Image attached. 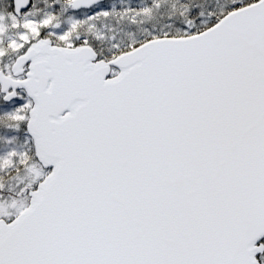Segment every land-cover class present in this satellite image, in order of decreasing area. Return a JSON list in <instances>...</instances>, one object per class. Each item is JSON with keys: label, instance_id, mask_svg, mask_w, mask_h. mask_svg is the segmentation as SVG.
<instances>
[{"label": "snow or ice", "instance_id": "obj_1", "mask_svg": "<svg viewBox=\"0 0 264 264\" xmlns=\"http://www.w3.org/2000/svg\"><path fill=\"white\" fill-rule=\"evenodd\" d=\"M0 264H264V0H0Z\"/></svg>", "mask_w": 264, "mask_h": 264}]
</instances>
